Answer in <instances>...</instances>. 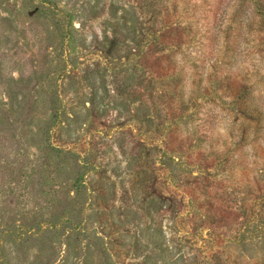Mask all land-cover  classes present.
Returning a JSON list of instances; mask_svg holds the SVG:
<instances>
[{"label": "rangeland", "instance_id": "obj_1", "mask_svg": "<svg viewBox=\"0 0 264 264\" xmlns=\"http://www.w3.org/2000/svg\"><path fill=\"white\" fill-rule=\"evenodd\" d=\"M153 1L0 0V264H251L260 256L256 242L230 251L212 240L209 223L193 224L203 210L158 169L149 140L161 139L173 111L136 59L157 26ZM250 51L242 64L264 75V58ZM192 52L208 60L203 45ZM203 80L198 113L181 124L193 130L209 111L229 137L230 99L214 103L215 86ZM252 161L241 167L253 170L251 185L238 191L251 202L258 184L264 189L263 165ZM227 174L239 189L240 170Z\"/></svg>", "mask_w": 264, "mask_h": 264}, {"label": "trees", "instance_id": "obj_2", "mask_svg": "<svg viewBox=\"0 0 264 264\" xmlns=\"http://www.w3.org/2000/svg\"><path fill=\"white\" fill-rule=\"evenodd\" d=\"M150 7L158 11L157 26L147 32L146 45L142 51L138 49L136 59L149 68L154 82L162 83L160 90L167 95L173 111L170 122L164 121L161 139L149 140L159 150L158 169L170 180L169 189L180 192L203 210L190 219L193 224L209 223L212 240L228 243L230 251L242 245L246 252L248 242H256L260 256L245 255L251 264H264V258H259L264 257V235L256 237L257 231L264 230L263 185L258 184L259 193L252 195V202L240 199L238 194L240 185H249L246 179L253 171L248 165L241 171L244 160L252 158V164L261 163L264 171V75L257 72L255 76L242 64V52L249 47L248 57L257 52L264 58V0H154ZM147 17L144 14L146 21ZM197 44L204 46L208 60L193 56L192 49ZM201 64L205 66L203 70L199 69ZM203 78L215 86L214 103L230 99L233 107L226 117L236 119L229 137L219 135L217 118L209 116V111L204 112L203 122L193 130L181 124L189 112L198 113V100L204 98L200 91H208ZM251 143L249 154L247 147ZM188 166L202 172L194 176L186 172ZM239 170L243 175L239 189L232 188L227 172L234 175ZM175 173H179L178 179ZM217 176L220 178L216 180ZM234 179L238 180L237 176ZM259 182L255 179L253 184ZM197 225L192 231L195 237L200 230ZM250 233L255 237L247 240ZM214 255L221 261L225 254L216 251Z\"/></svg>", "mask_w": 264, "mask_h": 264}]
</instances>
